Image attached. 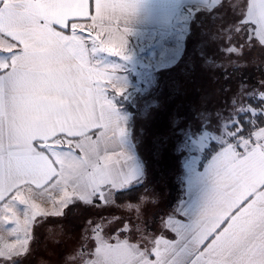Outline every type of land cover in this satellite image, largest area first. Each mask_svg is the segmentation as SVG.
<instances>
[{
  "label": "rangeland",
  "instance_id": "374dc122",
  "mask_svg": "<svg viewBox=\"0 0 264 264\" xmlns=\"http://www.w3.org/2000/svg\"><path fill=\"white\" fill-rule=\"evenodd\" d=\"M250 2L196 9L161 35L88 25L90 31L115 30L127 39L121 57L107 52L102 38L82 35L92 65L109 77L99 87L114 106L112 128H99L98 137L76 143L61 140L66 147L58 149L54 163L60 179L39 187L23 182L2 197L0 264H106L115 248L137 250L179 193L183 157L196 152L202 161L210 145L249 137L259 125L257 113L264 117V38L249 14ZM237 67L253 73L235 75ZM251 97L262 107L251 111ZM245 111L251 131L243 135L231 126ZM127 148L145 168L140 200L118 203L116 190L110 202L109 191L91 195L83 188L84 176L102 166L100 160L112 153L122 160ZM73 187L88 195L79 196Z\"/></svg>",
  "mask_w": 264,
  "mask_h": 264
},
{
  "label": "crops",
  "instance_id": "0c3cea01",
  "mask_svg": "<svg viewBox=\"0 0 264 264\" xmlns=\"http://www.w3.org/2000/svg\"><path fill=\"white\" fill-rule=\"evenodd\" d=\"M232 1L234 0H94L92 6L95 15L92 20L71 23L75 28L87 23L96 28L115 27L137 33L161 35L170 33L173 28L175 30L176 21L190 17L196 9H214ZM250 1V13L264 38V0ZM42 2L43 0H0V9L4 12L3 27L0 28V64L10 66L16 56L20 61V71L25 75L18 87L5 91L4 111L0 115V157L5 162L10 150H17L10 146L17 144L18 137L26 138L32 134H40L54 136L55 144L61 143V140L76 143L84 138L98 137L99 134L95 132L99 128H112L109 122L110 117L114 115V106L109 103L110 100L104 93H97L86 87L78 89L74 94H65L33 86L32 77H43L76 63L66 52L58 58L51 57L47 47L36 39L38 28L33 19L34 10ZM88 8L89 0H76L72 14L87 15ZM191 11L192 14L189 13ZM39 25L44 26L45 21L39 20ZM14 37H22L27 42V55H19L23 53L24 46ZM79 38L86 48L88 65L99 71L98 67L92 65L90 52L82 34ZM9 49L16 51L10 56ZM8 71L10 68L0 71V75L6 76ZM95 88L96 85L91 86V89ZM50 104H55L57 110H49ZM56 133L60 135H55ZM36 143L39 144V141ZM218 144V148L202 161L196 152L183 157L182 184L175 201L163 210L158 224L151 234L144 236V242L142 245L138 244L137 250L123 245L122 248H115L117 253H112V250L106 264H199L198 257L203 251L201 245L205 233L224 215L231 212L241 199L247 195H252L255 199L260 193H264V168H254L248 172L216 166V162L221 158L234 156L236 159H242L254 148L264 151V123H259L248 138ZM128 147L130 148V145ZM129 148L122 153V162L116 166V170L112 167L113 163L106 162V158L100 160L104 166H95L84 176L87 180L82 182L83 188L89 190L91 195L99 191H109L111 202L116 190L143 184L146 179L145 168L139 157L137 160L132 157ZM55 176H59L55 168L47 177L23 171L9 176L5 167L4 177L0 180V200L23 182L39 187ZM86 184L89 185L88 188ZM73 189L77 190L74 192L79 196L83 192L88 195L87 191H82L79 187ZM238 211H243V207ZM177 220H182L190 227L180 229L175 235L173 231L178 228ZM252 225L256 231H264V217L253 218ZM139 241L142 240L138 238ZM220 259L221 264H235L237 256L226 252Z\"/></svg>",
  "mask_w": 264,
  "mask_h": 264
},
{
  "label": "snow or ice",
  "instance_id": "6c2138e0",
  "mask_svg": "<svg viewBox=\"0 0 264 264\" xmlns=\"http://www.w3.org/2000/svg\"><path fill=\"white\" fill-rule=\"evenodd\" d=\"M75 3L76 0H43L34 10L33 19L38 28L36 32L38 42L47 47L51 57L58 58L66 52L76 61L66 69L51 72L43 77H32L34 87H43L51 92L65 94H74L78 89L86 87L97 93L105 91L99 86L102 83H108L109 77L104 72L97 71L88 65L86 48L79 38L81 34L84 37L102 38L103 47L107 52H115L121 57L125 56L127 39L119 32L115 30L90 31L87 23L82 28L72 26L71 22L73 21H91L95 15V9L92 6L94 0H89L87 15L72 14ZM3 16L4 12L0 9V28L3 27ZM41 19L45 21L44 26L39 25ZM123 31L126 33L129 29ZM14 38L24 46L23 53L19 55H27V42L22 37ZM15 51V49H9V55L11 56ZM9 68L10 71L6 76L0 75V115L4 111L5 91L15 89L25 79L24 73L20 71V61L16 56L13 57L10 66L0 64V71ZM92 85H96V88L91 89ZM112 89L118 96L124 92L123 88H116L115 85L112 86ZM109 103L111 102L109 101ZM48 107L51 111L57 110L55 104H50ZM55 135H60V133ZM54 138V136L40 134H32L26 138L18 137L17 144L10 146L17 150H10L7 162L0 157V180L4 177L5 167L9 176L23 171L47 177L54 168V162H59L58 149L66 147V145L53 143ZM36 141H39V144ZM21 144L24 146L20 147ZM50 149L51 151H49ZM120 155V153L109 154L106 157V162L119 164L122 162L118 158ZM216 166L231 167L233 170L248 172L254 168H264V151L254 148L242 159H236L234 156L221 158L216 162ZM241 207H243V211H238ZM258 216L264 217V193H260L255 199L252 195L241 199L231 212L224 215L209 232L205 233L201 245L203 251L198 257L199 264H221L220 258L226 252L236 254L235 264H264V231L258 232L253 229L252 225L253 218ZM177 223L178 228L173 231L175 235L180 229L190 227L182 220H177Z\"/></svg>",
  "mask_w": 264,
  "mask_h": 264
},
{
  "label": "trees",
  "instance_id": "16d2710c",
  "mask_svg": "<svg viewBox=\"0 0 264 264\" xmlns=\"http://www.w3.org/2000/svg\"><path fill=\"white\" fill-rule=\"evenodd\" d=\"M249 14L251 15L250 12H249ZM253 27L255 28V25H253ZM232 73L235 75L241 74L242 76H245V75L249 76L253 72L251 70H248V69H243L242 71H240V69L237 67V68H234L232 70ZM247 104L250 107V110L252 111V109L255 110V109L262 107L263 102L261 100L256 99L255 97H251L247 100ZM127 106L131 111L134 110L130 103H128ZM256 116H257L258 124L264 123V117L261 114L257 113ZM249 117H250L249 111L248 112L245 111L244 113L239 114L237 124H233L231 126V128L235 129L238 126V127H240L239 133H241L243 135L248 134L251 131V126H250L251 123L249 122V120H250ZM218 146H219V144H217V143L210 145L209 146L210 149L208 150V152L206 151V153H205L206 157L204 159H206L209 155H211V153L214 150H216L218 148ZM143 188H144V186L137 185V186H133V187H130L127 189L118 190L115 192L113 199L118 203L125 202V201H129V202L137 201L141 195V192L144 190ZM32 259H34V256Z\"/></svg>",
  "mask_w": 264,
  "mask_h": 264
},
{
  "label": "built area",
  "instance_id": "2783aa9c",
  "mask_svg": "<svg viewBox=\"0 0 264 264\" xmlns=\"http://www.w3.org/2000/svg\"><path fill=\"white\" fill-rule=\"evenodd\" d=\"M7 248H8V246H7ZM12 249H13V247H11V248L9 247V249H8V250L10 251V250H12Z\"/></svg>",
  "mask_w": 264,
  "mask_h": 264
},
{
  "label": "bare ground",
  "instance_id": "6f19581e",
  "mask_svg": "<svg viewBox=\"0 0 264 264\" xmlns=\"http://www.w3.org/2000/svg\"><path fill=\"white\" fill-rule=\"evenodd\" d=\"M11 243H12V242H11ZM8 245H9V244H8ZM9 247L11 248L12 246H8V248H9Z\"/></svg>",
  "mask_w": 264,
  "mask_h": 264
}]
</instances>
